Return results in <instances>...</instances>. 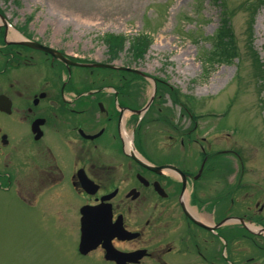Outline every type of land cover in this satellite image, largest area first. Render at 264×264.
Returning a JSON list of instances; mask_svg holds the SVG:
<instances>
[{
    "label": "flooded vegetation",
    "instance_id": "obj_1",
    "mask_svg": "<svg viewBox=\"0 0 264 264\" xmlns=\"http://www.w3.org/2000/svg\"><path fill=\"white\" fill-rule=\"evenodd\" d=\"M62 45L0 6V189L95 264H264V188L244 164L224 170L222 150L174 128L122 54L102 64L124 70L82 67L94 62ZM83 219L104 234L85 255Z\"/></svg>",
    "mask_w": 264,
    "mask_h": 264
},
{
    "label": "rangeland",
    "instance_id": "obj_2",
    "mask_svg": "<svg viewBox=\"0 0 264 264\" xmlns=\"http://www.w3.org/2000/svg\"><path fill=\"white\" fill-rule=\"evenodd\" d=\"M0 6L18 26L29 24L35 38L56 39L96 63L108 58L109 35L150 36L140 62L127 45L126 66L159 80L174 128L179 122L193 128L207 147L223 151L224 170H242L243 162L247 177L264 188V0H0ZM225 15L236 46L231 63L211 48ZM152 84L136 89L149 97ZM0 122L9 127L2 115ZM235 152L239 166L227 156ZM30 218L17 195L0 189V264H95L76 254L74 235Z\"/></svg>",
    "mask_w": 264,
    "mask_h": 264
},
{
    "label": "trees",
    "instance_id": "obj_3",
    "mask_svg": "<svg viewBox=\"0 0 264 264\" xmlns=\"http://www.w3.org/2000/svg\"><path fill=\"white\" fill-rule=\"evenodd\" d=\"M233 36L229 18L226 15L222 16L211 47L214 56L216 55L220 62L231 63L236 60V46ZM104 41L112 57H118L120 53L126 51L127 45L129 44L130 47L127 51H129L130 58L134 60L145 57L152 45V38L148 35H140L137 37L109 35Z\"/></svg>",
    "mask_w": 264,
    "mask_h": 264
},
{
    "label": "water",
    "instance_id": "obj_4",
    "mask_svg": "<svg viewBox=\"0 0 264 264\" xmlns=\"http://www.w3.org/2000/svg\"><path fill=\"white\" fill-rule=\"evenodd\" d=\"M41 49L49 51L51 53L58 54L59 57H61L63 60L67 61L66 58L62 57L61 54L49 49V48H45L40 46ZM97 66H104V65H95ZM104 67H108V66H104ZM5 103L3 102V98H0V109H2L3 107L5 108ZM2 106V107H1ZM88 212V211H86ZM85 212V216L89 214H86ZM83 227H82V240H81V245H80V251L82 254H87L91 249H93V247H95V237L97 240H101L104 237V234L100 233L99 230L96 228L95 225L89 223L86 219H83Z\"/></svg>",
    "mask_w": 264,
    "mask_h": 264
}]
</instances>
